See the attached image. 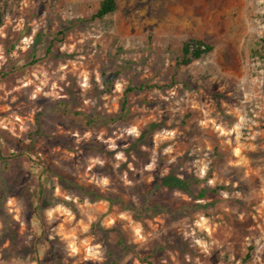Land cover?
Segmentation results:
<instances>
[{
	"label": "rangeland",
	"instance_id": "rangeland-1",
	"mask_svg": "<svg viewBox=\"0 0 264 264\" xmlns=\"http://www.w3.org/2000/svg\"><path fill=\"white\" fill-rule=\"evenodd\" d=\"M98 1L0 0V264H264V0Z\"/></svg>",
	"mask_w": 264,
	"mask_h": 264
},
{
	"label": "trees",
	"instance_id": "trees-1",
	"mask_svg": "<svg viewBox=\"0 0 264 264\" xmlns=\"http://www.w3.org/2000/svg\"><path fill=\"white\" fill-rule=\"evenodd\" d=\"M115 11V0H100L97 3V7L92 14V18H101L106 14H110ZM3 12L0 10V22L2 21ZM264 18V15H263ZM213 50L212 44L201 39L188 38L181 42L179 52L176 55V65H186L193 60L201 58L203 55L208 54ZM130 89L127 88L124 94ZM126 99L123 98L121 103V110L124 107ZM191 183L179 178L173 174H167L161 177H157L153 183V188L164 187L166 189H175L181 192H188V188ZM203 196V192L200 193Z\"/></svg>",
	"mask_w": 264,
	"mask_h": 264
}]
</instances>
